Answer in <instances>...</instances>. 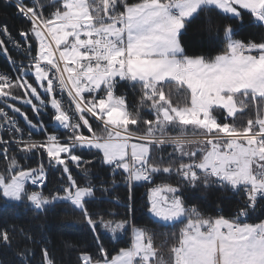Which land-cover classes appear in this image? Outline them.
I'll return each instance as SVG.
<instances>
[{"label":"snow or ice","instance_id":"1","mask_svg":"<svg viewBox=\"0 0 264 264\" xmlns=\"http://www.w3.org/2000/svg\"><path fill=\"white\" fill-rule=\"evenodd\" d=\"M7 2L23 24L15 36L0 24L14 69L0 72V205L37 224L0 226V264H36L37 247L58 264L53 217L91 237L98 256L79 264H264V0ZM201 17L216 54L186 48ZM253 27L258 40L237 38Z\"/></svg>","mask_w":264,"mask_h":264},{"label":"trees","instance_id":"2","mask_svg":"<svg viewBox=\"0 0 264 264\" xmlns=\"http://www.w3.org/2000/svg\"><path fill=\"white\" fill-rule=\"evenodd\" d=\"M218 19V18H217ZM0 24H8L10 30L16 35L17 29L23 24V21L20 17L16 15L15 7L4 0H0ZM261 30L258 28H249L242 32V34L237 37L240 39H244L248 37L249 39H259ZM186 48L189 53L192 52H209L212 54H216L215 52V44L213 43L212 37L206 31L204 18L194 20L189 27L187 36L184 38ZM0 58L2 56L0 55ZM0 64L4 66L7 70H10V66L6 62L1 61ZM129 97L131 98V91L129 90ZM29 117L36 121L35 116L29 112ZM42 119L47 124L48 117H42ZM34 138L42 139L43 137L36 133ZM171 149H169L170 151ZM86 158L91 159L92 157L88 154H85ZM26 166L37 167L38 160L32 159L21 161ZM5 166L4 159L0 158V170H2ZM96 172H101L99 165L94 169ZM79 170L73 168V174L78 175ZM105 179H108L109 176L107 174H103ZM60 172L57 171L55 173L49 174V183L47 186L48 189H52L58 186L60 179ZM146 189L144 187H140L136 189V200L137 207H140L143 203V198L145 195ZM125 188L123 184L120 183V178L117 177V187L114 191V197H118L119 201L122 202L125 197ZM199 195V194H197ZM217 193L215 191L209 192L208 194V206L211 208L213 206V202L216 200ZM113 212H123L124 209L122 207L113 206ZM261 213L258 212L256 215L259 216ZM76 216L79 214L76 213ZM137 220L145 226L154 227L148 221L147 216L141 210L137 212ZM69 216H64L63 219H69ZM251 222V221H249ZM12 224H16L18 227H23L25 229L32 228L35 230V226L37 221L33 220L31 214L24 215L23 213L17 214L10 206L0 205V226H10ZM79 225H76L72 228H65L61 224L60 217L49 218V220L43 225L44 235L47 237L48 246L52 253V255L58 261V264H79V254L81 252H89L93 256H98L97 250L95 249L91 237L88 236L85 232L78 231ZM109 236V235H108ZM127 239V238H125ZM65 240L72 241L76 247L74 249L66 248L63 244ZM105 246L109 248L110 251L116 249L117 247L124 246L123 242L119 241H110V239L106 238L104 240ZM114 254V252H113ZM36 264H41L40 260V252L39 248L36 249Z\"/></svg>","mask_w":264,"mask_h":264},{"label":"built area","instance_id":"3","mask_svg":"<svg viewBox=\"0 0 264 264\" xmlns=\"http://www.w3.org/2000/svg\"><path fill=\"white\" fill-rule=\"evenodd\" d=\"M12 33H13V32H12ZM13 35L15 36L14 33H13ZM0 38H2V37H0ZM16 38L19 39L18 36H17ZM9 51H10V53L12 54V56H13L14 58L22 59V55H21L18 51L13 50V49L11 48V46H9ZM0 59H1V61L6 62V63L8 64V66H10V70H7L4 66H2V65L0 64V72H4V73H12V72L14 71V69H13V67L11 66V64L9 63V61L6 59V57L2 54V58H0ZM33 122H36V121H33ZM21 124L23 125V121H22V120H21ZM85 134H87V132H85ZM35 135H36V133H34L33 138L35 137ZM34 139L40 140V139H38V138H34ZM42 139H43V138H42ZM34 189H35V188H34ZM35 190H37V189H35Z\"/></svg>","mask_w":264,"mask_h":264},{"label":"rangeland","instance_id":"4","mask_svg":"<svg viewBox=\"0 0 264 264\" xmlns=\"http://www.w3.org/2000/svg\"><path fill=\"white\" fill-rule=\"evenodd\" d=\"M4 1L7 2V0H4ZM13 2H14V0H13ZM7 3H9V2H7ZM9 4L13 5L12 3H9ZM0 55L2 56V54H0ZM17 106H21V105L18 103ZM22 110L27 111V106H23V109H22ZM41 119H42V117H41ZM34 159L38 160V164H39V162H40V157H39V156H36V157H34ZM45 163H46V162H45ZM107 235L110 236V234H107Z\"/></svg>","mask_w":264,"mask_h":264}]
</instances>
